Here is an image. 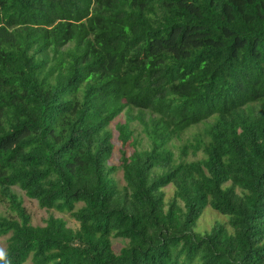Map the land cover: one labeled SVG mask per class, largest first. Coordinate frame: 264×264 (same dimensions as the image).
<instances>
[{
  "label": "trees",
  "instance_id": "trees-1",
  "mask_svg": "<svg viewBox=\"0 0 264 264\" xmlns=\"http://www.w3.org/2000/svg\"><path fill=\"white\" fill-rule=\"evenodd\" d=\"M0 203V264H264V0H0Z\"/></svg>",
  "mask_w": 264,
  "mask_h": 264
},
{
  "label": "rangeland",
  "instance_id": "rangeland-1",
  "mask_svg": "<svg viewBox=\"0 0 264 264\" xmlns=\"http://www.w3.org/2000/svg\"><path fill=\"white\" fill-rule=\"evenodd\" d=\"M126 121V115L122 114L118 119H116L113 124L110 126V130L112 131L113 135H114V144H115V151L113 154V158L110 162L111 166H118L119 165V161L121 158V149L122 146L121 144L117 141L116 137L118 135V132L116 130L117 125H119L120 123H124ZM203 129V126H198L195 129H192L191 131H189L185 136H184V140L188 139L193 133L199 132ZM131 149H128V152H130ZM189 159H193V157H189ZM116 180L118 181L120 186L124 185L123 182V173L122 171H119L118 173H116L115 175ZM17 193L22 197L23 201H24V207L26 208L28 214L31 216V220H32V224L34 226H44L45 221L51 216L54 215L55 217H59V218H63L67 223L69 227L75 228L78 226V224L75 222L74 219H72L70 217L69 214H64V213H59L57 211H47L45 209H41L38 206V203L34 200H29L27 197H25V195L18 191L16 189ZM165 193H166V198H171L174 194V187L173 186H168L167 188L164 189ZM5 211V206L0 203V213H4ZM227 220V217L217 213L216 211H214L211 207H207L204 212L203 215L201 217V219L198 221L196 227L193 229L194 232L199 233V234H203L206 231H209L212 226L216 223H224ZM121 241L117 240L115 245L116 248H119V245H121L120 243ZM6 249V240L5 239H1L0 240V252H3ZM30 264V263H28Z\"/></svg>",
  "mask_w": 264,
  "mask_h": 264
}]
</instances>
